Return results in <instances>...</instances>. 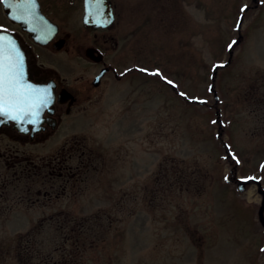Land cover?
<instances>
[{"label": "rangeland", "instance_id": "374dc122", "mask_svg": "<svg viewBox=\"0 0 264 264\" xmlns=\"http://www.w3.org/2000/svg\"><path fill=\"white\" fill-rule=\"evenodd\" d=\"M145 4L135 61L179 93L108 80L63 134L0 136V264H264V0Z\"/></svg>", "mask_w": 264, "mask_h": 264}, {"label": "flooded vegetation", "instance_id": "af4514ba", "mask_svg": "<svg viewBox=\"0 0 264 264\" xmlns=\"http://www.w3.org/2000/svg\"><path fill=\"white\" fill-rule=\"evenodd\" d=\"M145 1L35 0L34 6H17L15 0H0V35L23 55L22 83L50 90L34 124L28 122L31 117L23 121L0 117V136L21 145L47 140L75 127L78 109L96 105L108 80L121 83L151 76L162 80L158 71L136 63L134 39L127 29H133L134 9L144 10ZM89 2L96 9L93 24L85 22ZM19 155V149L11 147L0 152L13 167L23 164ZM23 165L21 172L27 170ZM57 166L60 170L53 177L63 178L65 189L69 176L77 179L79 173L58 158ZM76 168L85 169L84 161ZM45 191L51 198L52 193Z\"/></svg>", "mask_w": 264, "mask_h": 264}, {"label": "snow or ice", "instance_id": "6c2138e0", "mask_svg": "<svg viewBox=\"0 0 264 264\" xmlns=\"http://www.w3.org/2000/svg\"><path fill=\"white\" fill-rule=\"evenodd\" d=\"M15 2L17 6L35 4V0H15ZM96 2L98 3L99 0ZM246 7L241 11H245ZM235 43L233 41V44ZM231 47L232 45H229V48ZM22 81L23 55L16 49L14 42L0 35V117L23 121L27 116L32 118L28 122L34 124L39 117V107L47 104L50 90L34 89L30 85L23 84ZM255 179V177L244 178L245 181Z\"/></svg>", "mask_w": 264, "mask_h": 264}, {"label": "water", "instance_id": "95a60500", "mask_svg": "<svg viewBox=\"0 0 264 264\" xmlns=\"http://www.w3.org/2000/svg\"><path fill=\"white\" fill-rule=\"evenodd\" d=\"M110 12V11H109ZM95 15H96V9H95V7L90 3L89 5H88V9H87V15H86V17H85V22L87 23V24H93L94 23V20H95ZM222 66L224 65V64H221ZM169 81L170 80H168L167 79V82L169 83ZM171 82V81H170ZM172 83V82H171ZM172 84H174V83H172ZM34 89H39V88H37V87H33ZM215 96H216V92H215ZM217 97V96H216ZM25 117H27V116H25ZM24 117V118H25ZM247 182H249V181H244V182H241V184H240V189H243L244 188V184L245 183H247Z\"/></svg>", "mask_w": 264, "mask_h": 264}, {"label": "trees", "instance_id": "16d2710c", "mask_svg": "<svg viewBox=\"0 0 264 264\" xmlns=\"http://www.w3.org/2000/svg\"><path fill=\"white\" fill-rule=\"evenodd\" d=\"M261 95H259V97H260ZM30 188V187H29ZM3 192H5V191H3ZM46 192V191H45ZM42 193H43V191H42ZM41 194V192L39 191L38 192V195H40ZM44 194V193H43ZM4 195V194H3ZM30 197L32 196V189L30 188V195H29ZM47 197V196H46ZM49 197V196H48ZM37 198H39V197H37ZM31 201V199H29L27 202L29 203ZM32 203H33V201H32ZM42 203H45L44 201L42 202Z\"/></svg>", "mask_w": 264, "mask_h": 264}, {"label": "bare ground", "instance_id": "6f19581e", "mask_svg": "<svg viewBox=\"0 0 264 264\" xmlns=\"http://www.w3.org/2000/svg\"><path fill=\"white\" fill-rule=\"evenodd\" d=\"M250 193L252 194L253 192H252V191H250Z\"/></svg>", "mask_w": 264, "mask_h": 264}]
</instances>
